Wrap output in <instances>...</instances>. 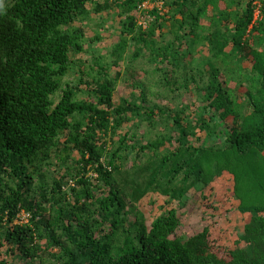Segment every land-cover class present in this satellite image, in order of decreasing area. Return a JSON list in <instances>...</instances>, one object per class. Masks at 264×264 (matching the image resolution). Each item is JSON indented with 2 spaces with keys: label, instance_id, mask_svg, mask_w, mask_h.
<instances>
[{
  "label": "trees",
  "instance_id": "1",
  "mask_svg": "<svg viewBox=\"0 0 264 264\" xmlns=\"http://www.w3.org/2000/svg\"><path fill=\"white\" fill-rule=\"evenodd\" d=\"M151 1L0 0V264H264V0H160L145 13ZM91 6L117 16L120 34L89 80L78 24ZM129 59L196 99L170 109L140 84L116 102L109 71ZM162 122L155 139L138 138ZM224 176L248 219L244 248L217 249L209 226L179 236L175 207L149 228L140 217L149 194L182 208Z\"/></svg>",
  "mask_w": 264,
  "mask_h": 264
},
{
  "label": "rangeland",
  "instance_id": "2",
  "mask_svg": "<svg viewBox=\"0 0 264 264\" xmlns=\"http://www.w3.org/2000/svg\"><path fill=\"white\" fill-rule=\"evenodd\" d=\"M145 13L153 10L154 7H161L162 2L160 0L154 3L153 1L146 3ZM91 15L86 19L82 26L86 31V36L89 40L95 39V43H90L85 46L88 50L87 53L82 55L87 68L94 69V75L89 78L92 80L95 76V72L98 71V67L93 65V57L105 56V61L110 62L111 58L109 56V51L113 45H115L119 38L120 30L118 22L119 18L116 16L114 20H109L105 13L97 15L93 11V6L90 7ZM258 15V13H257ZM105 19H108L105 21ZM152 18L147 13L146 16L140 15V24L144 27L151 22ZM105 21V28L101 29L97 26L100 22ZM100 35V38L97 36ZM131 60V59H129ZM132 61V60H131ZM105 65V63H101ZM79 66V64H77ZM79 67L73 72H77ZM149 71V74L147 72ZM119 72V73H118ZM118 74H120L118 76ZM109 76L112 78L119 77L117 82V89L115 100L120 102L122 98H129L131 93L134 91L140 94L141 87L140 84L147 89H151L152 93H149L148 98L150 101L160 104V106H169L170 109H175L174 102L191 103L196 98L193 87H189L188 91H171L164 85L157 86L160 81L161 74H155L153 72V67L147 63L146 60L139 59L138 61H132L130 63H121L119 67H112L109 71ZM79 78V76H77ZM69 82L75 83V74L67 78ZM83 90H86L84 86H81ZM87 91V90H86ZM160 95H159V94ZM157 94V95H156ZM87 92L85 94L79 95L80 99H87ZM167 98L166 100H164ZM195 109V108H194ZM193 114V112H192ZM194 117V116H193ZM192 117V118H193ZM172 126V125H169ZM125 128L119 133L124 134L129 128L125 125ZM165 122L158 124L156 127H150L147 123L141 126L138 131V138L142 142H149L155 139L160 133L165 131ZM131 162L128 164V168L131 166ZM66 170L64 168L60 169L57 173L53 172L52 169L48 171V180H53V178H59L61 174H65ZM65 192L70 191V187H65ZM206 198H209L208 202H204ZM165 198L158 194H149L142 199L138 204L139 210L141 211L140 217L144 219L147 227L149 228L151 223L159 216H161L164 211L168 208L175 207L178 209L181 225L177 232L179 236L187 235L192 236L194 234L200 233L206 226L210 227V242L217 249L220 248H244L246 244L240 242L239 238L244 232V227L248 221L247 216L241 214L238 211L239 202L235 198L232 189V177L224 176L214 180L212 184L207 188L204 195L201 193H194L188 197L185 207L180 208L179 203H173V205H166ZM132 220L135 216L132 215ZM17 222H27V215L22 212L20 219ZM5 248L2 249V254L5 252ZM17 264H26L29 260L21 262L17 257L11 256V261Z\"/></svg>",
  "mask_w": 264,
  "mask_h": 264
},
{
  "label": "built area",
  "instance_id": "3",
  "mask_svg": "<svg viewBox=\"0 0 264 264\" xmlns=\"http://www.w3.org/2000/svg\"><path fill=\"white\" fill-rule=\"evenodd\" d=\"M142 9H146V5H143ZM27 215V222H28V218L30 217L28 214Z\"/></svg>",
  "mask_w": 264,
  "mask_h": 264
}]
</instances>
